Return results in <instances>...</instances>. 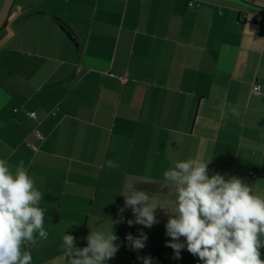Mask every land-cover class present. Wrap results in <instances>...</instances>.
I'll list each match as a JSON object with an SVG mask.
<instances>
[{
  "label": "crops",
  "instance_id": "0c3cea01",
  "mask_svg": "<svg viewBox=\"0 0 264 264\" xmlns=\"http://www.w3.org/2000/svg\"><path fill=\"white\" fill-rule=\"evenodd\" d=\"M16 2L0 29V158L13 171L23 160L43 194L48 238L24 246L32 264H69L63 234L83 248L121 217L119 250L105 264H202L186 248L173 258L161 209L152 228L129 227L121 193L135 177L138 190L172 199L163 173L202 159L209 177L241 178L264 196V9L240 0ZM140 231L147 241L134 251L125 236Z\"/></svg>",
  "mask_w": 264,
  "mask_h": 264
},
{
  "label": "clouds",
  "instance_id": "9594fccd",
  "mask_svg": "<svg viewBox=\"0 0 264 264\" xmlns=\"http://www.w3.org/2000/svg\"><path fill=\"white\" fill-rule=\"evenodd\" d=\"M238 116L237 109H231ZM211 161L188 159L176 161L163 173L165 187L174 191V198L157 199V194L138 190L135 177L122 191L124 207L130 208L134 219L126 221L129 227L141 225L152 228L156 223V210L167 216L166 243L180 259L186 251L202 264H264L261 249L264 248V196L254 194L253 188L241 178H225L220 173L209 177ZM106 167L114 169L119 164L108 160ZM43 194L37 190L28 174L24 161L20 160L14 171L7 160L0 158V264H32V255L24 250L26 244L35 246L38 240H46L45 210L39 205ZM111 227L91 231L86 237L87 246L77 248L72 235L63 234L62 251L69 264H105L114 258L120 245ZM183 238V242H181ZM127 246L134 251L145 247L147 235L125 236ZM143 264H152L150 257H138Z\"/></svg>",
  "mask_w": 264,
  "mask_h": 264
},
{
  "label": "water",
  "instance_id": "95a60500",
  "mask_svg": "<svg viewBox=\"0 0 264 264\" xmlns=\"http://www.w3.org/2000/svg\"><path fill=\"white\" fill-rule=\"evenodd\" d=\"M240 1L247 3L253 7L264 9L263 0H240ZM13 3L14 0H4L3 6L0 10V29L4 26L5 22L7 21Z\"/></svg>",
  "mask_w": 264,
  "mask_h": 264
},
{
  "label": "built area",
  "instance_id": "2783aa9c",
  "mask_svg": "<svg viewBox=\"0 0 264 264\" xmlns=\"http://www.w3.org/2000/svg\"><path fill=\"white\" fill-rule=\"evenodd\" d=\"M188 5L191 6V5H192V2L190 1V2L188 3ZM247 13H248V12H247ZM245 16H246V13L244 14V12H243V14H242V18L245 17ZM259 17H260V16H258V14H255V20L260 19ZM259 91H260V86H259V85H253V86H252V92H253V93H259ZM30 116H35V112H31V113H30ZM36 136H37L38 139H42V135H41V133L38 132V131H36Z\"/></svg>",
  "mask_w": 264,
  "mask_h": 264
},
{
  "label": "rangeland",
  "instance_id": "374dc122",
  "mask_svg": "<svg viewBox=\"0 0 264 264\" xmlns=\"http://www.w3.org/2000/svg\"><path fill=\"white\" fill-rule=\"evenodd\" d=\"M3 2H4V0H0V10H1L2 6H3ZM25 2H26V0H17L16 4H17V5H21V7H22V6L25 5ZM241 3H242L243 6L248 5V4H246V3H245L246 5H244L243 2H241ZM14 8H15V6H14ZM0 32H1V30H0Z\"/></svg>",
  "mask_w": 264,
  "mask_h": 264
},
{
  "label": "trees",
  "instance_id": "16d2710c",
  "mask_svg": "<svg viewBox=\"0 0 264 264\" xmlns=\"http://www.w3.org/2000/svg\"><path fill=\"white\" fill-rule=\"evenodd\" d=\"M6 23V22H5ZM5 25V24H4ZM66 29V32L68 33V35L71 37L72 34H71V30L69 28H67V26L63 25Z\"/></svg>",
  "mask_w": 264,
  "mask_h": 264
}]
</instances>
